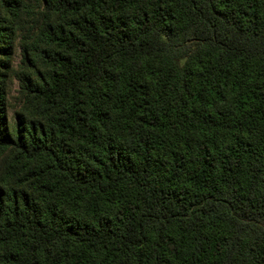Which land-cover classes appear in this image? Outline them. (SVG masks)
<instances>
[{
	"label": "trees",
	"instance_id": "obj_1",
	"mask_svg": "<svg viewBox=\"0 0 264 264\" xmlns=\"http://www.w3.org/2000/svg\"><path fill=\"white\" fill-rule=\"evenodd\" d=\"M0 264H264V0H0Z\"/></svg>",
	"mask_w": 264,
	"mask_h": 264
},
{
	"label": "rangeland",
	"instance_id": "obj_2",
	"mask_svg": "<svg viewBox=\"0 0 264 264\" xmlns=\"http://www.w3.org/2000/svg\"><path fill=\"white\" fill-rule=\"evenodd\" d=\"M20 64V56H19V53H15L13 55V58H12V67H13V70H16L17 69V66ZM13 75V74H12ZM8 90L11 92V96H12V100H11V103H12V106L17 109L18 106H17V101H16V98H17V95H16V91H18V86L16 85V81H11L8 83V86H7Z\"/></svg>",
	"mask_w": 264,
	"mask_h": 264
}]
</instances>
